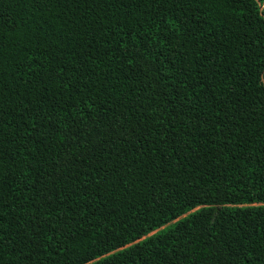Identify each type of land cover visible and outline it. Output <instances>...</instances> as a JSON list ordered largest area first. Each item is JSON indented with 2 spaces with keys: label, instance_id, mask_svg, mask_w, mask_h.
Listing matches in <instances>:
<instances>
[{
  "label": "trees",
  "instance_id": "trees-1",
  "mask_svg": "<svg viewBox=\"0 0 264 264\" xmlns=\"http://www.w3.org/2000/svg\"><path fill=\"white\" fill-rule=\"evenodd\" d=\"M197 2L0 0V264H258L264 0Z\"/></svg>",
  "mask_w": 264,
  "mask_h": 264
},
{
  "label": "snow or ice",
  "instance_id": "snow-or-ice-1",
  "mask_svg": "<svg viewBox=\"0 0 264 264\" xmlns=\"http://www.w3.org/2000/svg\"><path fill=\"white\" fill-rule=\"evenodd\" d=\"M83 2L85 4H89L90 5L91 3H95L96 0H83ZM103 2L106 3L107 0H103ZM165 2H167V0H165ZM185 2H187L189 4L190 8H195V7L200 6V4L197 2V0H173L172 6L175 7V8L182 9V6H183V4ZM200 3H202L204 7H207L208 3H209V0H200ZM211 3L214 4L215 6H221V5H224V4H240L242 6L243 5V0H211ZM164 10L167 11V9H164ZM207 51H211V49H209ZM207 51L205 52V54H207ZM61 71H63V69H61ZM217 99H219V98L217 97ZM0 103H2V97H0ZM24 109H25V113L26 114H30L31 112L36 111L35 107L30 108L28 104L24 105ZM217 115H219V112H217ZM225 115L227 116V111L225 112ZM162 135L163 134H161V136ZM98 143L100 144L101 148H104L106 146V142H104V141H98ZM94 152H96L95 146L90 147L88 149H85L84 152L79 155V158L81 160H86ZM153 155H154V153H153ZM74 160H75V156L70 151V152H68L66 154V158L64 160V164L62 166H60V167L68 168L74 163ZM137 160L139 161L140 157H137ZM142 162L143 163H147V161H142ZM99 163H100L99 160H97V164H99ZM135 166L138 167L139 164H137ZM89 167H91V165H89ZM58 170H60L59 167H58ZM133 175H135V173H133ZM106 177H107V173L105 174V177H102L101 179H104ZM126 183H127V181H126ZM186 207H187V205L181 206L179 208L169 209V211H172L173 212V216L175 217V214L177 212H183ZM194 215H196V214H194ZM180 226H182V223H181V225H178L177 227H180ZM0 239H2V236H0ZM109 259H111V258H109ZM256 259L258 261V264H264V248L260 249V253H259V255L256 256ZM102 264H107V261L102 262ZM249 264H250V260H249Z\"/></svg>",
  "mask_w": 264,
  "mask_h": 264
}]
</instances>
